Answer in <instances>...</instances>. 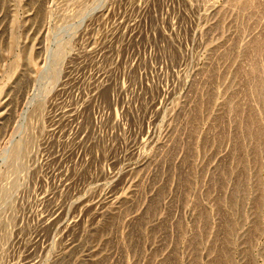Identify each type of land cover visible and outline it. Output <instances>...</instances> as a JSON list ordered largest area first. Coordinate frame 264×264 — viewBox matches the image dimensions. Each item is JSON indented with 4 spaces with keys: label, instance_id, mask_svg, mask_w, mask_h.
<instances>
[{
    "label": "rangeland",
    "instance_id": "obj_1",
    "mask_svg": "<svg viewBox=\"0 0 264 264\" xmlns=\"http://www.w3.org/2000/svg\"><path fill=\"white\" fill-rule=\"evenodd\" d=\"M0 264H264V0H0Z\"/></svg>",
    "mask_w": 264,
    "mask_h": 264
},
{
    "label": "bare ground",
    "instance_id": "obj_2",
    "mask_svg": "<svg viewBox=\"0 0 264 264\" xmlns=\"http://www.w3.org/2000/svg\"><path fill=\"white\" fill-rule=\"evenodd\" d=\"M86 9H84L83 11H81L79 13L80 16L84 15L86 13ZM71 28V27H69ZM66 29L65 33L67 32ZM73 33V29L70 30ZM69 32V31H68ZM67 32V37L69 36ZM72 36V35H71ZM70 37V36H69ZM68 45H69V40L61 38L60 36L58 37V39L55 42V46H53L54 48L51 49V51L48 54V58H47V64L45 66V69H41L42 70V82L43 85L42 89L40 91V95L38 97L33 98V110L36 112L41 111L42 107H43V100H44V95L46 93H48L50 90L54 89L55 85L58 83L59 78H60V74H61V69H62V61L65 58V55L67 53V49H68ZM46 63V62H45ZM41 74V71L40 73ZM40 76V75H39ZM41 81V79H40ZM36 96V95H35ZM31 102V101H30ZM32 104V103H30ZM30 106V105H29ZM31 113V111H30ZM35 115V114H34ZM30 116V114L28 115ZM26 141L19 139V140H13L10 145L8 147H6L5 149H3V153H2V162H16L18 160V158L20 157V155L23 153V151H25L26 149ZM17 165V162L15 163ZM8 165V164H7Z\"/></svg>",
    "mask_w": 264,
    "mask_h": 264
}]
</instances>
